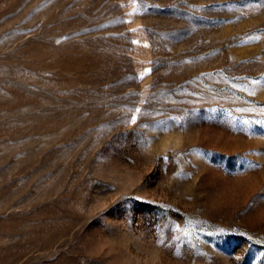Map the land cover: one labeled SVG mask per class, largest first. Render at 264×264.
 I'll return each mask as SVG.
<instances>
[{
  "label": "rangeland",
  "instance_id": "rangeland-1",
  "mask_svg": "<svg viewBox=\"0 0 264 264\" xmlns=\"http://www.w3.org/2000/svg\"><path fill=\"white\" fill-rule=\"evenodd\" d=\"M0 264H264V0H0Z\"/></svg>",
  "mask_w": 264,
  "mask_h": 264
},
{
  "label": "snow or ice",
  "instance_id": "snow-or-ice-1",
  "mask_svg": "<svg viewBox=\"0 0 264 264\" xmlns=\"http://www.w3.org/2000/svg\"><path fill=\"white\" fill-rule=\"evenodd\" d=\"M137 111H139V109H137Z\"/></svg>",
  "mask_w": 264,
  "mask_h": 264
}]
</instances>
